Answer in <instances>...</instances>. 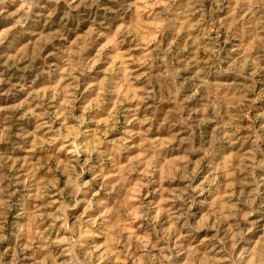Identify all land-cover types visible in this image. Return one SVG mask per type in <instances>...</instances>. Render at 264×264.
<instances>
[{"label":"clouds","instance_id":"1","mask_svg":"<svg viewBox=\"0 0 264 264\" xmlns=\"http://www.w3.org/2000/svg\"><path fill=\"white\" fill-rule=\"evenodd\" d=\"M113 3L92 51L57 29L48 83L0 72L24 94L0 106V264H264V0ZM101 6L0 0V67L29 71L36 30Z\"/></svg>","mask_w":264,"mask_h":264},{"label":"rangeland","instance_id":"2","mask_svg":"<svg viewBox=\"0 0 264 264\" xmlns=\"http://www.w3.org/2000/svg\"><path fill=\"white\" fill-rule=\"evenodd\" d=\"M101 8L99 10H93L95 13L87 12L84 9H81L78 12H73L70 19L66 20L64 25H59L55 22V20L49 23L46 27H41L35 31L34 36L32 37V43L36 44L35 48H32L31 44L29 45V56H33L35 58V63L29 65V71L25 72L24 64L21 63L19 68H11L5 69L4 67H0V72L4 73L5 79H10L13 83H25L30 85L31 87L38 88L43 84L48 83L45 80V74L41 73V69L45 65L44 57L48 58L49 63H55L54 59L48 56L49 51L53 49H58L64 45L63 40L59 39L57 36V29L59 28L60 31L63 33V36L66 40L75 39L76 36L82 37L81 43L86 47L87 51H92L94 48L99 46L100 41L104 40V37H100L98 41L96 37L88 38L85 35L87 24H90L92 19H95L99 24L101 20H103L104 24L103 27L100 28V31H104L107 35L109 31L114 27V23L119 21L121 15H124L123 9H120L119 5L114 4L113 0H101ZM113 8L115 11L105 13L104 8ZM61 8H64L61 5ZM58 15H62V11L60 9L57 10ZM125 19L128 20L129 16H125ZM10 23H12L11 19H5L4 15H0V27H6ZM33 29H36V25H31ZM42 34H47L48 38L52 40L51 44H48L46 47H43L41 50V45L39 43V37ZM23 37H21L22 39ZM119 40V38H118ZM131 41L128 39H124L122 43H119L118 46L121 52H128L131 50L129 47L131 45ZM92 80L91 76H85L81 78L80 84L78 85L79 92L77 93L79 97V101H84L88 99L90 90L86 89L85 84L90 83ZM8 85H4L0 87V91L6 89ZM24 98V94L22 93H15L11 96H0V106H4L6 104L17 103L20 99ZM79 108V102L77 103V109ZM160 116L159 113L157 114V121H159ZM17 125L24 124L26 122L23 121H16ZM15 131V127L13 129ZM163 131V129H161Z\"/></svg>","mask_w":264,"mask_h":264}]
</instances>
